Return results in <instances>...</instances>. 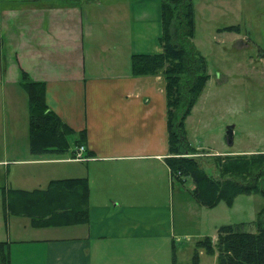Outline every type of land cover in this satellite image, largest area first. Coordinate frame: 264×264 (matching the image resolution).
Listing matches in <instances>:
<instances>
[{"label":"crops","instance_id":"0c3cea01","mask_svg":"<svg viewBox=\"0 0 264 264\" xmlns=\"http://www.w3.org/2000/svg\"><path fill=\"white\" fill-rule=\"evenodd\" d=\"M17 5L0 8V98L7 99L8 110L0 138V210L8 201L19 215L11 221L2 213L0 241L9 243L11 259L24 241L43 245L45 264H173L180 193L167 163L166 80L162 73L135 76L131 66L133 54L163 52L162 1L21 0ZM23 71L45 84L51 110L75 131L86 130L90 159L73 160L76 146L64 153H32ZM21 98L25 119L17 106ZM69 178L88 179L84 221L65 208L78 193L51 187ZM43 200L64 207L63 222L29 220L24 230L60 229L65 235L14 237L17 219H31L20 212H43L48 204Z\"/></svg>","mask_w":264,"mask_h":264},{"label":"rangeland","instance_id":"374dc122","mask_svg":"<svg viewBox=\"0 0 264 264\" xmlns=\"http://www.w3.org/2000/svg\"><path fill=\"white\" fill-rule=\"evenodd\" d=\"M12 1L13 4L8 3L9 0H0L1 10L8 6H20L17 3L21 0ZM193 3V41L199 54L206 59L210 77L187 117L186 129L189 142L195 147L202 146L193 155L199 158L205 169L211 168L212 175L218 177L219 164L224 159L250 153L240 151L264 150V0H193ZM230 25H239L241 31L223 29ZM6 86L7 89L10 87ZM6 102V98H0V115L3 113L0 138L2 122L5 127L8 124ZM24 102L23 98L17 101L22 119H25L26 112ZM27 110L30 115V108ZM229 125H234L232 144L227 141ZM7 131L10 136L11 128ZM26 136L22 129L19 138L23 140ZM74 139V136L70 139L72 149L75 147ZM261 169L264 172V167ZM185 179V183L176 180L180 193L176 203V218L180 228L176 239L177 264H192L197 242L207 236L216 242L218 229L223 225H233L248 232L257 231L258 213L264 205L261 193H241L231 203L221 200L216 206L207 207L195 200L191 191L193 183L189 177ZM2 213L4 219L11 217V221L16 218L15 215H19L10 206H5L3 212L0 210L1 220ZM20 214L31 219H17L18 226L11 227L16 231L14 237L32 240L65 235L60 229H45L42 233L24 230V223L30 220V223L36 224L44 214L26 210ZM43 218L47 219L48 216L44 215ZM24 242L27 243L13 249L10 264H45L41 254L44 246ZM198 252L199 264H218L217 253L209 254L202 247L198 248Z\"/></svg>","mask_w":264,"mask_h":264},{"label":"trees","instance_id":"16d2710c","mask_svg":"<svg viewBox=\"0 0 264 264\" xmlns=\"http://www.w3.org/2000/svg\"><path fill=\"white\" fill-rule=\"evenodd\" d=\"M161 1L163 33L160 39L163 52L133 54L131 66L135 76L162 73L165 77L171 153V156L167 157V163L172 169L174 178L185 183L187 182L185 177H189L193 183L191 190L193 196L207 207L216 206L221 200L231 203L241 193H261L264 197V172L261 169L264 167V152L241 153L224 159L219 164L218 177L212 175L211 168L205 169L199 158L193 155L198 152V148L188 140L186 119L201 95L210 74L207 72L205 57L199 54L193 41L195 33L193 0ZM223 29L241 31L239 25H230ZM22 79L29 95V136L32 153L69 151L72 136H76L74 139L76 147L86 144V130L75 131L50 109L46 102L45 84L31 81L24 71ZM87 153L89 156L93 155V152ZM59 185L67 186L78 193V199L65 208L77 213L78 219L86 220L88 179L69 178L51 183V187ZM9 205L8 201L5 202L7 208ZM46 205V210L38 213L51 214L55 219L49 221L40 217L36 225L63 222L59 217L66 211L60 210L64 207H60L58 203L54 206L51 203ZM256 226V232L239 230L233 225L221 226L218 229L216 242L208 236L197 242L192 264H199L198 248L201 247L209 254L217 253L218 264H264V205L258 213ZM0 259L2 264H10L8 242L0 241ZM173 264H177L176 250H174Z\"/></svg>","mask_w":264,"mask_h":264},{"label":"built area","instance_id":"2783aa9c","mask_svg":"<svg viewBox=\"0 0 264 264\" xmlns=\"http://www.w3.org/2000/svg\"><path fill=\"white\" fill-rule=\"evenodd\" d=\"M91 156L88 155L87 153V145L86 144H81L76 147L75 152L72 156L73 160L77 161H86L90 159Z\"/></svg>","mask_w":264,"mask_h":264},{"label":"water","instance_id":"95a60500","mask_svg":"<svg viewBox=\"0 0 264 264\" xmlns=\"http://www.w3.org/2000/svg\"><path fill=\"white\" fill-rule=\"evenodd\" d=\"M233 128H234V125H229L228 127H227V141L230 143V144H232L233 143V134H234V130H233Z\"/></svg>","mask_w":264,"mask_h":264}]
</instances>
